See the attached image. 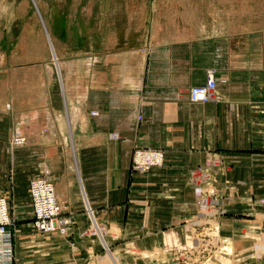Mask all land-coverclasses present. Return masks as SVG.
<instances>
[{"label": "crops", "instance_id": "1", "mask_svg": "<svg viewBox=\"0 0 264 264\" xmlns=\"http://www.w3.org/2000/svg\"><path fill=\"white\" fill-rule=\"evenodd\" d=\"M66 1L89 5L82 11L83 48L64 55L45 30L58 59L59 90L52 92L53 79L47 76L51 63H39L42 103L35 108L34 135L27 144L31 160H26L22 178L26 182L42 167L50 169L46 179L61 215L71 220L70 229L59 236L36 232L26 193L22 206L28 218L11 230L9 264H57L69 246L79 259L87 208L96 222L136 229L137 238L174 226L172 221L194 210L192 173L210 158L226 164L228 194L237 189L239 195L264 196V132L245 129L243 108L234 88L227 86L251 74L250 62L236 74L234 51L243 47L235 45L234 37L220 41L218 34L204 36L200 23L192 25L188 0ZM108 14L115 15L113 31ZM52 15L77 19L73 8L53 10ZM92 18L98 20L93 26ZM65 31L69 39L74 35L68 26ZM209 70L216 82L210 100L189 102L188 89L203 84ZM10 108L9 99L0 101V122L10 116ZM41 117L46 119L40 123ZM22 120L18 123L24 134ZM223 131L225 146L220 145ZM4 146L0 141V154L10 163L11 151L5 154ZM68 146L74 169L67 159ZM136 147L160 150L162 167L143 174L132 171L130 157Z\"/></svg>", "mask_w": 264, "mask_h": 264}, {"label": "rangeland", "instance_id": "2", "mask_svg": "<svg viewBox=\"0 0 264 264\" xmlns=\"http://www.w3.org/2000/svg\"><path fill=\"white\" fill-rule=\"evenodd\" d=\"M34 2L0 0V101L9 99L11 102V114L7 117L9 120L2 122V119L0 122V141L5 143L4 153L9 156L8 151H11L10 163L6 157L3 158V153L0 154V187L4 186L7 190L4 192L6 194H0L4 195L7 207L10 208L9 217L13 222V230L17 229L18 224L27 221V211L22 206L26 201V193L31 220L33 217L29 181L37 178L47 180L46 178L51 177L50 169L44 166L41 172L28 181L25 182L22 178L26 160H31L27 156L31 153L27 144L28 137L34 135L32 122L35 119V108L42 103L39 63H51L48 65L47 76L53 79L52 92L58 93L59 90L58 76L46 34L48 33L51 42L55 37L64 55L70 54L73 49L81 52L85 22L82 11L89 6L84 3L72 4L66 0L64 3H57L56 0L54 3L52 0ZM188 3V11L193 16L192 25L200 23L204 36L215 37L218 34L220 41L225 37H234L235 45L243 47H236L234 51L236 74L237 71L241 72L244 62H250V78L243 76L244 81L241 83V80L235 78L227 86L234 88L236 102L243 108L245 129H251L249 133L263 134L264 66L260 65H264V0H188ZM36 7L45 28L36 14ZM72 8L77 11V19H71L70 25L66 18L52 15L53 10L72 11ZM114 16L108 14L107 18V23L113 27L110 28L112 31ZM194 16L200 19L196 20ZM97 22L96 19H90L91 26ZM118 22L121 25L122 21ZM67 26L74 34L70 39L65 31ZM119 30L122 28L119 27ZM110 32L108 30V39L111 38ZM22 117L23 126H26L24 134L20 132L18 123L23 121ZM44 118L46 119L41 117L39 122ZM17 126L24 137V144L14 148L9 140ZM221 135L220 145L225 146L226 134L223 131ZM69 147L67 159L74 169L72 149L70 153ZM51 155L54 156V153L51 152ZM46 159L52 160L51 156ZM130 169L141 173L132 169L131 157ZM226 174L227 166L219 158H210L197 168L191 179L194 210L179 221H172L174 226L160 229L155 236L137 238L136 229L108 227L104 221L95 220L97 225L105 226L104 240L107 249L101 245L99 236L94 232L93 224L84 211L89 219L79 238L84 252L80 253L78 259V253L71 252L75 247L72 249L69 246V252L61 253L57 264H111L110 259L116 264H264V196L239 195L237 189L228 194ZM82 206L85 209L84 204ZM94 216L96 217L95 213ZM67 219L71 224L70 218ZM70 224L63 235L67 234ZM145 232L146 230L142 234ZM234 243L238 245L234 246Z\"/></svg>", "mask_w": 264, "mask_h": 264}, {"label": "built area", "instance_id": "3", "mask_svg": "<svg viewBox=\"0 0 264 264\" xmlns=\"http://www.w3.org/2000/svg\"><path fill=\"white\" fill-rule=\"evenodd\" d=\"M215 79L212 71L206 72L203 84L192 86L187 91L188 101L191 103H207L215 89ZM13 147L24 144V137L19 133L18 126L12 131L9 140ZM164 161L163 153L152 148L133 149L131 156L132 169L146 172L160 167ZM29 197L32 208V227L36 232L49 235H63L70 222L60 213L55 200L52 184L45 179H32L28 183ZM13 222L9 217L6 199L0 196V264H9L12 260L11 230Z\"/></svg>", "mask_w": 264, "mask_h": 264}, {"label": "bare ground", "instance_id": "4", "mask_svg": "<svg viewBox=\"0 0 264 264\" xmlns=\"http://www.w3.org/2000/svg\"><path fill=\"white\" fill-rule=\"evenodd\" d=\"M36 10H37V8H36ZM42 21V20H41ZM47 37V36H46ZM49 48H50V51H51V55H52V58H53V63H54V65H55V68H56V73H57V75H58V79H59V76H60V72H59V68H58V59H57V57H56V55H55V53L52 51V47H51V44L49 43ZM11 146H12V144H11ZM13 147V146H12ZM15 148V147H14ZM77 167V166H76ZM78 173V172H77ZM79 185H80V192H81V195L83 196V198H85V196H84V192H83V187H82V184L81 183H79ZM87 213H88V217L90 218V220H91V222H92V224H93V230H94V232H96L97 234H98V236H99V239H100V243H101V245L105 248V249H107V245H106V242H105V240H104V236H105V234H106V230H105V228H104V226H102V225H97V223L95 222V219H94V215H93V212H92V210L90 209V208H87ZM91 224V225H92ZM236 245H238V243L236 244V243H234V246H236ZM110 258V257H109ZM111 260V264H116L115 262H113L112 261V259H110Z\"/></svg>", "mask_w": 264, "mask_h": 264}, {"label": "water", "instance_id": "5", "mask_svg": "<svg viewBox=\"0 0 264 264\" xmlns=\"http://www.w3.org/2000/svg\"><path fill=\"white\" fill-rule=\"evenodd\" d=\"M37 12V11H36Z\"/></svg>", "mask_w": 264, "mask_h": 264}]
</instances>
